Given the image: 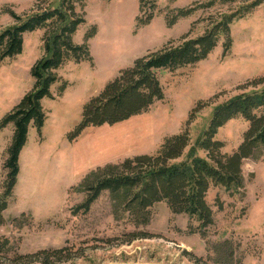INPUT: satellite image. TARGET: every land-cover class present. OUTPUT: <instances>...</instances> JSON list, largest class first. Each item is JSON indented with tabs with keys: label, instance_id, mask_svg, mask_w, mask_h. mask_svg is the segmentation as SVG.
<instances>
[{
	"label": "rangeland",
	"instance_id": "rangeland-1",
	"mask_svg": "<svg viewBox=\"0 0 264 264\" xmlns=\"http://www.w3.org/2000/svg\"><path fill=\"white\" fill-rule=\"evenodd\" d=\"M194 1L204 0H156L154 17L140 27L136 18L144 13L139 10V0H85L83 8L77 7L84 23L73 34V41L81 44L85 33L95 27L88 40L92 62L68 61L60 66L57 80L49 88L51 96L41 99L43 126L39 131L32 122L28 126L16 183L0 223V236L7 237L15 251L26 254L66 246L69 250L64 254L70 257L56 264H198L196 258L207 264H226L216 262L212 246L230 240L234 248L231 264H264V149L255 158L242 159L240 189L209 188L206 200L213 224L205 236L197 231L195 218L172 213L165 202L155 203L148 223L140 225L130 222L127 215L116 219L107 191L87 211L80 208L85 198L80 183L92 170L138 154H155L166 137L187 129L189 145L177 161L182 160L195 148L218 105L242 92L264 88V80L251 83L264 77L262 0L233 20L227 50L221 37L206 58L158 71L162 99L126 120L89 125L69 138L81 122L83 106L135 58L170 40L176 44L186 33L198 36L208 15L233 11L243 4L239 0L215 4L166 26L168 9ZM45 4L0 0V31L15 22L9 11L23 16ZM42 35L43 29L23 33L21 53L0 61V120L34 87L30 70L43 54ZM248 126L239 116L219 127L215 139L223 142L221 152L235 151ZM12 135L11 123L0 128V193ZM193 154L206 156L201 149ZM13 217L17 220H11ZM131 233L143 236L132 239ZM0 264H9L8 259Z\"/></svg>",
	"mask_w": 264,
	"mask_h": 264
},
{
	"label": "trees",
	"instance_id": "trees-1",
	"mask_svg": "<svg viewBox=\"0 0 264 264\" xmlns=\"http://www.w3.org/2000/svg\"><path fill=\"white\" fill-rule=\"evenodd\" d=\"M139 1V10L144 13V17L136 18L137 27L148 24L157 8L156 0ZM235 1L238 0L194 1L184 7L168 9L165 14L166 26H173L178 19L196 10ZM239 1H243V4L233 11L208 15L204 19L207 20L206 27L200 35L189 37L186 33L176 44L170 40L160 48L135 58L129 67L122 69L98 95L83 106L81 122L69 138L73 139L89 125L100 126L126 120L145 111L155 100L162 99L158 71L175 70L206 58L221 37L225 39L223 46L227 50L231 44L230 25L233 20L243 17L262 0ZM39 3L46 4L23 16L9 11L15 22L0 31L1 61L21 53L23 33L43 29V54L30 70L34 87L0 120V128L9 123L13 125L11 143L3 162L5 174L0 193V223L16 183L18 157L27 139L28 126L32 122L38 131L43 126L45 113L41 99L51 96L49 88L57 80L56 70L68 61L92 62L88 40L94 36L95 27L85 33L81 44L73 41V34L84 23L83 14L77 11V7L83 8L85 0H39ZM262 80L264 77L251 83ZM64 87L65 84L61 91ZM239 116L249 123L243 140L232 153H223V142L215 139V134L224 123ZM188 145L189 133L185 129L166 137L155 154H138L119 163L97 167L80 183V189L85 193L80 208L87 211L100 193L107 191L116 219L127 215L130 222L140 225L148 223L151 207L155 203L165 202L172 213H183L195 218L198 222L197 231L205 236L207 227L213 224V212L206 200L209 188L221 185L226 189H240L243 186L242 159L255 158L264 149V88L242 92L218 105L204 134L196 141L195 148H191L184 159L177 161ZM195 149L204 150L206 156H195ZM11 220L16 221L17 218ZM140 236L143 235L131 233L132 239ZM212 249L216 254V262L232 263L234 248L230 240L216 243ZM68 250L63 246L22 254L12 248L7 237L0 236V260L8 259L9 264H56L70 257V254H64ZM195 262L207 264L201 258H196Z\"/></svg>",
	"mask_w": 264,
	"mask_h": 264
}]
</instances>
